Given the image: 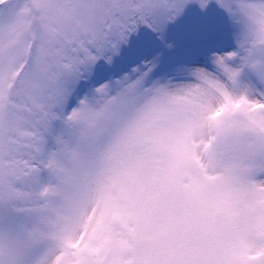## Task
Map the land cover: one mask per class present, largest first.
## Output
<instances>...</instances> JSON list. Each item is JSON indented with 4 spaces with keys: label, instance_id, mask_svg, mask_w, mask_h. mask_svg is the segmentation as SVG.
<instances>
[{
    "label": "snow or ice",
    "instance_id": "6c2138e0",
    "mask_svg": "<svg viewBox=\"0 0 264 264\" xmlns=\"http://www.w3.org/2000/svg\"><path fill=\"white\" fill-rule=\"evenodd\" d=\"M0 264H264V0H0Z\"/></svg>",
    "mask_w": 264,
    "mask_h": 264
}]
</instances>
